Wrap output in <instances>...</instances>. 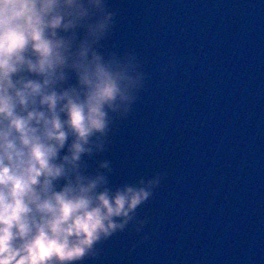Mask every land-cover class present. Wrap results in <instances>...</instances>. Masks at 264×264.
I'll list each match as a JSON object with an SVG mask.
<instances>
[{
  "label": "water",
  "instance_id": "water-1",
  "mask_svg": "<svg viewBox=\"0 0 264 264\" xmlns=\"http://www.w3.org/2000/svg\"><path fill=\"white\" fill-rule=\"evenodd\" d=\"M108 5L104 48L134 52L147 79L89 170L111 161L113 191L161 183L82 264H264V0Z\"/></svg>",
  "mask_w": 264,
  "mask_h": 264
},
{
  "label": "clouds",
  "instance_id": "clouds-1",
  "mask_svg": "<svg viewBox=\"0 0 264 264\" xmlns=\"http://www.w3.org/2000/svg\"><path fill=\"white\" fill-rule=\"evenodd\" d=\"M115 16L108 0H0V264L97 258L161 183L113 191L111 161L89 170L146 87L134 52L104 48Z\"/></svg>",
  "mask_w": 264,
  "mask_h": 264
}]
</instances>
